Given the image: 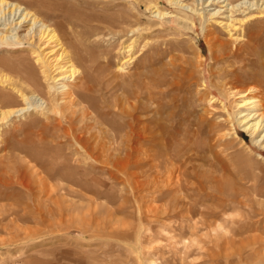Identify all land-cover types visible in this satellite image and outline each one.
I'll return each instance as SVG.
<instances>
[{"label": "rangeland", "instance_id": "rangeland-1", "mask_svg": "<svg viewBox=\"0 0 264 264\" xmlns=\"http://www.w3.org/2000/svg\"><path fill=\"white\" fill-rule=\"evenodd\" d=\"M2 1L53 28L82 73L88 68L73 56L79 52L73 42H79L92 70L86 72L90 82L96 75L111 81L109 107H102L98 120L103 130L116 120L118 95L131 84L143 88L156 79L144 113L162 128L161 143L150 147L156 154L179 155L184 172L177 174L176 191L162 186L142 192L151 211L141 220L125 176L86 156L65 118L41 112L43 102L33 96L27 111L0 123V264H264V219L257 216L264 209V143L246 131L239 114L249 113L240 107L245 95L261 101L264 113V15H256L253 5L258 0H235L246 2L237 6L240 11L214 16L220 7L192 0L183 3L197 13L172 0ZM251 12L240 51L230 45L223 54L213 39H230L226 17L245 19ZM17 17L0 13V33L19 37H0V73L8 77L16 76L15 67L32 65L38 52L26 40L28 24L11 29ZM131 44L134 49L127 51ZM0 90V108L20 105L10 96L17 91L6 83ZM91 94L104 96L97 88ZM202 171L220 179V187L195 186L200 177L194 173ZM234 194L243 202L227 198ZM175 197L191 211L173 214ZM187 216L199 228L192 236ZM218 226L223 235L208 245V253L184 249L180 242L198 241Z\"/></svg>", "mask_w": 264, "mask_h": 264}, {"label": "bare ground", "instance_id": "bare-ground-1", "mask_svg": "<svg viewBox=\"0 0 264 264\" xmlns=\"http://www.w3.org/2000/svg\"><path fill=\"white\" fill-rule=\"evenodd\" d=\"M172 1L174 4L182 8L190 9L191 7L189 4L183 3L184 0ZM192 1L195 2V4L201 6H203V4L206 2L208 6L215 5L220 7L219 11L210 14L212 16H214V14L217 15V13H220L219 15H224L225 13L231 14L233 11L239 10L237 8L238 5L241 3H246L240 2L237 4V1L235 0ZM258 1L253 5H257L259 9L255 14L261 16L264 15V2H262L260 5L257 4L259 3ZM253 5L249 7L252 8ZM222 8H226L224 13H221ZM6 10L10 11L11 14H15V16L18 15L17 19L12 22L11 29L15 30L18 27L20 28L24 25V23L29 25L26 40L30 41V43L33 44L32 46H34L38 52L34 51L35 55L37 54V56L33 60L32 65L24 64L25 66L18 68L15 67L13 71V73L16 74V76H14L15 78L8 77L7 75H1L0 73V84L6 83L12 88L11 91H17V93L10 96L20 99V105L18 107L13 109L0 108V123L2 122L1 120L11 118L16 113L21 114V112L27 111V104L31 102L29 100L33 96L34 98L37 96L40 97V101L42 100L43 102V104L40 105L41 109L39 108L41 112L51 113L55 111L60 114V116L64 117L76 135V144L86 156L95 162L110 164L115 171L125 176L126 182L130 187V191L135 201L138 203V210L141 213L142 220L144 215H146L148 211H151L146 209L147 204L144 198L145 195L142 194V192L148 190L149 188H153L156 191L162 186H166V189L169 188V192L176 191L178 189L175 188L179 185L177 178H179V175L184 172L183 167L178 165V162L180 163L179 155L174 156L168 150V153L163 150L162 153L156 154L150 147L151 144H157L158 146V144L161 143V136H159L158 132H160L162 128L157 126L156 123L151 122L148 117H145L144 113L147 107L146 103L153 99L152 92L155 90L154 85H156V79L150 78L148 86H146L147 84H144L143 88H139L138 85L133 86V84L130 83L131 85H129L126 91H124L125 94L121 93L118 95L119 97L117 98V103H115V109L117 112H113L116 120L112 119L109 122V126H111L109 130H103L100 128L98 120L102 115V107H109L108 100L106 99L107 97L105 96H107L106 94L108 93V90L114 91L113 84H111L109 79H102L96 74V76L91 78L92 81H89L90 78L88 75H86V72L91 73L92 70L86 61L87 56L85 57L83 54L84 48L82 45L79 42H73V45L75 44V47L79 49V52L73 54V56L88 68L86 71L81 73L76 69L72 59L69 57V54L66 51V47H64V44L55 33L53 28H51L44 21L40 20L35 14L29 12L27 9L18 7L16 5H11L0 0V13H4ZM190 10L191 12L194 11L197 13V8L195 7H191ZM155 12L156 15H159L160 17L165 15V13H162L159 9H156ZM5 13L8 14L7 12ZM198 15L199 17L203 18L204 12H201ZM247 15L245 19H234L233 15L226 17L227 23H225L224 26L230 39L224 43H221L219 38L215 37L213 39L223 54L229 53V51L232 49L230 45H234L235 47L239 46V51L242 48L239 44L245 41V28L243 27L246 25V23H248V20L254 16L252 12ZM215 22L218 23L217 21ZM223 23L224 22H221L219 24L222 25ZM238 24L240 27H238ZM0 37L2 40H7L9 38L18 40L19 38L15 35L12 37L3 36L1 33ZM127 48V51H130V48H133L132 44L128 45ZM251 48L252 50H256L255 45ZM45 49H49V52L44 53ZM232 52L233 51H231V53ZM48 54H52V57L50 56V58ZM258 56L261 58L263 55L258 54ZM24 63H26V61ZM96 88L98 91L104 92L103 99H105V101L103 99L100 100L91 94V92ZM58 89H62V91L57 92ZM2 95L3 94L0 90V97ZM244 97L246 98L242 101L240 107H249V111H247L249 113L246 115H243L244 112L239 113L242 119L241 123L253 138L254 136L261 137L262 142L264 143V128H262L264 126V113L261 109V101H253L255 97H248L246 95ZM29 105L32 104L30 103ZM166 172L168 173L167 178H165ZM194 174L197 177H200L198 179V183L192 182L195 186L201 185L199 187L203 188L209 183L213 184L214 188L220 187L221 180L215 178L211 173L202 171L195 172ZM161 189L162 188H160V190ZM227 198L231 202L235 201L237 204L243 202V199H241L237 194H234L233 196L228 195ZM177 202L178 199L176 197L174 200L171 199L169 207L173 214L177 215L180 211L182 213V210H190V208H187L188 206L183 207L182 205H177ZM258 212L259 213L257 216H261L264 219V209L262 208ZM189 218L187 216L186 219L191 222ZM181 227L180 229H182ZM196 228V222H191V224L188 225L191 236ZM220 235H223V229L218 226L217 229H208L207 232L203 234V237L201 236L198 241L193 242L191 241L192 239L189 241L187 237H183L180 242L184 246V249L189 250L190 248V250L193 251L194 249H197L198 253L199 251H206L208 253V245L214 242L216 236ZM174 248H177L176 245ZM184 249L183 251L181 249H175L176 254L179 253L178 251H180L179 255H182V253H185Z\"/></svg>", "mask_w": 264, "mask_h": 264}]
</instances>
